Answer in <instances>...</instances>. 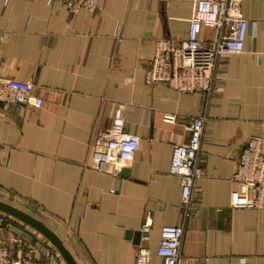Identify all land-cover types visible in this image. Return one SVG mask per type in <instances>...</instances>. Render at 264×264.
<instances>
[{
    "label": "crops",
    "instance_id": "0c3cea01",
    "mask_svg": "<svg viewBox=\"0 0 264 264\" xmlns=\"http://www.w3.org/2000/svg\"><path fill=\"white\" fill-rule=\"evenodd\" d=\"M240 5L244 51L220 56L210 92H191L149 83L145 71L157 39L187 38L195 0H101L76 14L57 0H0V75L31 80L34 101L0 104V199L48 225L78 264H137L147 219L152 264H164V225L184 226L180 264H264V207L234 177L248 138L264 132V0ZM119 104L140 140L121 165L128 174L92 157ZM199 115L203 174L187 212L171 159ZM22 239L46 264H69L42 232L0 210V242L14 249Z\"/></svg>",
    "mask_w": 264,
    "mask_h": 264
},
{
    "label": "built area",
    "instance_id": "2783aa9c",
    "mask_svg": "<svg viewBox=\"0 0 264 264\" xmlns=\"http://www.w3.org/2000/svg\"><path fill=\"white\" fill-rule=\"evenodd\" d=\"M55 1V0H51ZM65 4L72 14L81 9L95 11L101 0H57ZM241 0H195L190 18L188 36L179 43L172 38L156 40L154 54L146 67L149 83H167L181 91L210 92L215 83L216 68L224 53L239 54L244 51L248 31V19L241 12ZM122 24L116 28L119 36ZM212 33L203 38V30ZM33 82L21 81L0 75V104L8 106L12 102L34 105ZM206 116L193 118L188 129V141L174 144L171 172L180 176L182 200L187 212L192 204V191L197 179L203 174L200 156ZM140 146L138 136L126 127L123 104L116 106L112 123L99 130L93 144L92 157L95 166L117 174L123 162L131 161ZM235 179L244 183L251 195V204L264 207V132L248 138L238 159ZM151 220L141 226V243L137 253V264H152L153 254L149 243ZM184 237L183 225H164L158 244V255L164 264L181 263V245ZM38 248L26 240H17L13 249L0 242V264H46L37 256ZM52 254L51 252L48 253Z\"/></svg>",
    "mask_w": 264,
    "mask_h": 264
},
{
    "label": "water",
    "instance_id": "95a60500",
    "mask_svg": "<svg viewBox=\"0 0 264 264\" xmlns=\"http://www.w3.org/2000/svg\"><path fill=\"white\" fill-rule=\"evenodd\" d=\"M121 173L128 174L129 170L126 168H122L120 170ZM0 210H3L15 217L20 218L26 223L30 224L40 232H42L61 252L64 258L68 261L69 264H78L75 260L72 253L69 251L64 241L56 234L54 230H52L48 225L44 222L36 218L35 216L25 212L24 210L18 208L17 206L3 201L0 199ZM141 234V232H139ZM138 241V240H137Z\"/></svg>",
    "mask_w": 264,
    "mask_h": 264
}]
</instances>
